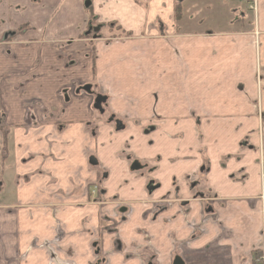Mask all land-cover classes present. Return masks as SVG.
<instances>
[{"label":"crops","instance_id":"obj_1","mask_svg":"<svg viewBox=\"0 0 264 264\" xmlns=\"http://www.w3.org/2000/svg\"><path fill=\"white\" fill-rule=\"evenodd\" d=\"M187 1L0 0V264H96L98 251L173 264L179 244L184 264H264V0L257 17L244 0L226 15L224 0L208 4L217 29L183 28L203 13ZM113 22L130 35H109ZM173 175L179 200L153 219L148 180L159 198ZM98 181L132 201L122 250L107 232L114 206L91 201Z\"/></svg>","mask_w":264,"mask_h":264},{"label":"flooded vegetation","instance_id":"obj_2","mask_svg":"<svg viewBox=\"0 0 264 264\" xmlns=\"http://www.w3.org/2000/svg\"><path fill=\"white\" fill-rule=\"evenodd\" d=\"M63 93H64L65 98L69 99V94H68L67 88L63 89ZM102 102H103V99L99 96L95 102V105L99 110H102V108H103ZM256 109H257V113H258V126H259V134H260L259 140H258L256 146L260 150L261 156H262L263 161H264V112H263L261 97L256 102ZM116 126L118 128H119V126H121L120 121H116ZM1 135L4 138L3 139V146L5 144V147H6L7 133L1 132ZM241 144L250 147L251 144H250L249 137L246 136L245 138H243L241 140ZM4 150H5V148H4ZM0 154H2V153L0 152ZM4 158L2 156V158H0V162H2V159L4 160ZM93 159L91 160V162L95 164L96 160H93ZM263 161H262V164H263ZM144 167L147 168L148 165H146V166L142 165L139 162V160H134V162L132 164L133 170L138 171V170L143 169ZM149 180L151 183H147L146 189H147L150 197H148L147 199H145L143 201H147L148 203L152 204L151 209L148 210L149 211L148 214H151V217H153V219H154V218H157V216H159L160 214H162L168 208L169 204H171L174 201L179 200V192L181 190V184H180L179 177L173 175L171 178V184L172 185L177 184V186H174L173 188H168L161 195V197H159L161 199H156V197H152V195H153V192H155L158 188L161 187V182L158 181L157 179H154L153 177H152V179H149ZM89 192H90V196H91V201L98 203L100 205L105 204V203L113 204V206H114L113 216L110 214L107 217V224H108V219H110V221L116 220L117 224H116L115 228H108L107 227V232L116 235V240H115L116 247L121 249V250L124 249V244L122 243V241L119 238H117L118 237V235H117L118 234V224L120 222L128 220L131 217V215L133 214L132 201L131 200H124L122 198L120 199V198H116V197H111L110 200H106V198L108 197V190L100 181L90 184ZM200 199L211 200L213 198L208 197V196H201ZM185 207H186L185 205L182 206V209H184ZM195 225L196 224H193V226H192V228H193L192 234L193 235L196 233H200V232L204 231L203 229H200V228L194 229ZM144 235H145V237H147L146 232ZM181 245L182 244L178 245V248L180 249V251H178V253L175 254L173 264H184V260H183V257L181 255V252H182V246ZM259 250L262 251L261 256H259L260 260H262L264 262V229H263V242H262ZM259 257L257 259H259ZM97 258L98 259L96 260V264H110V259H109L108 255L101 253L100 251H98V253H97ZM146 264H155V261L149 259Z\"/></svg>","mask_w":264,"mask_h":264},{"label":"rangeland","instance_id":"obj_3","mask_svg":"<svg viewBox=\"0 0 264 264\" xmlns=\"http://www.w3.org/2000/svg\"><path fill=\"white\" fill-rule=\"evenodd\" d=\"M139 1V3H140V5H143V6H145V2H147L148 0H138ZM194 0H189V1H187V2H193ZM203 2H204V5H203V13H200V12H198L197 13V15H195L194 17H192V24H194V25H190V26H187V24H191L189 21H187V19L185 20V27H183V28H187V29H189V28H193V29H197V28H199L200 26H198L197 25V23H198V21H199V19H201V18H205V20H204V23H203V25L206 23V25H204V26H202V27H205V26H208V27H211V28H213V29H217V26H215L216 25V21H215V19H213L214 18V15L210 18V16H206L205 15V13L206 12H208V11H206L207 10V8H210L209 6H208V4H211L210 6H213V11H214V9L216 8V6L218 7V5H216L218 2L219 3H221V1L220 0H202ZM232 0H224L222 3L225 5L224 6V8L222 9V8H220L219 9V11H221V9H222V11H221V13H223L224 15H226V14H228V13H230V10H231V8H232V6L234 7V6H237V2H235L234 4L231 2ZM175 2H176V0H175ZM218 3V4H219ZM243 4H242V8L247 12V13H249V14H251L253 17H257V10H258V7H257V1L256 0H244L243 2H242ZM221 4H219V6H220ZM239 5V4H238ZM222 6V5H221ZM195 7V2H193V3H190V6H188L187 5V8H188V12L189 13H191V10L193 9ZM205 7V8H204ZM238 8H241V6H238ZM175 12V11H174ZM174 15L175 14H173V17H174ZM177 19V18H176ZM175 22L177 23L178 22V20H175ZM231 26V25H230ZM224 27H228V25L227 26H224ZM224 27H220V28H218V29H222V28H224ZM232 27V26H231ZM104 31H106V32H108V34L109 35H112L113 33L112 32H109L110 30L108 29V28H106V30H104ZM113 32H116L115 31V29L113 30ZM115 34V33H114ZM119 133L121 134H123L124 136H126V137H128V136H130V134L129 133H125L124 131H121V130H119ZM171 135H173V138H172V140H171V143L172 144H178V142L180 141V134H178V133H172ZM204 135V134H203ZM3 136L0 134V152L1 153H3V150H4V148H5V144H4V146H3ZM153 141V140H152ZM149 144L151 145L152 143L151 142H149ZM205 150H204V148H203V153H204V157H206L207 155H205V152H204ZM1 155L2 154H0V158H1ZM176 155V154H175ZM157 158H160V157H157ZM151 166L152 165H149L148 166V172H150V169H151ZM151 179V178H150ZM148 183H151L150 182V180H148ZM179 184V183H178ZM174 186H177V184H174V185H172L171 183H169V185H168V188H173ZM111 199V197H107L106 198V200H110ZM156 199H161V198H156ZM113 205V204H112ZM112 216H113V213L111 214ZM116 224H117V221L116 220H112V221H110V219H108V228H115V226H116Z\"/></svg>","mask_w":264,"mask_h":264},{"label":"trees","instance_id":"obj_4","mask_svg":"<svg viewBox=\"0 0 264 264\" xmlns=\"http://www.w3.org/2000/svg\"><path fill=\"white\" fill-rule=\"evenodd\" d=\"M175 12H176V15L175 17L177 19H181L180 16H181V13H182V10L180 8V4L179 5H176L175 7ZM107 27H109L108 29L110 31L114 30L116 31L115 35H126V36H129L130 33L129 32H126L119 24H116V23H111V24H106Z\"/></svg>","mask_w":264,"mask_h":264}]
</instances>
